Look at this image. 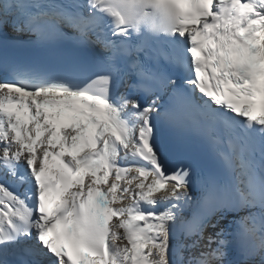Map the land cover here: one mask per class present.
I'll return each instance as SVG.
<instances>
[{
  "label": "snow or ice",
  "instance_id": "6c2138e0",
  "mask_svg": "<svg viewBox=\"0 0 264 264\" xmlns=\"http://www.w3.org/2000/svg\"><path fill=\"white\" fill-rule=\"evenodd\" d=\"M0 264H264V0H0Z\"/></svg>",
  "mask_w": 264,
  "mask_h": 264
}]
</instances>
